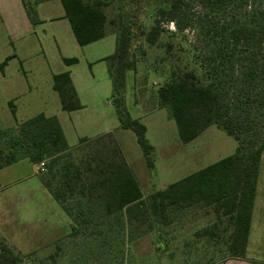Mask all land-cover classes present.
Returning <instances> with one entry per match:
<instances>
[{
  "label": "rangeland",
  "instance_id": "rangeland-1",
  "mask_svg": "<svg viewBox=\"0 0 264 264\" xmlns=\"http://www.w3.org/2000/svg\"><path fill=\"white\" fill-rule=\"evenodd\" d=\"M164 0H117L106 9L108 35L95 43L81 47L73 39L72 45L62 42L69 23L59 19L33 25L26 16L20 0H0V128H16L36 115L57 117L64 129L68 144L74 146L80 138H94L107 130L120 144L122 154L139 182L144 197L164 190L167 186L198 172L226 157L233 156L238 147L236 140L217 126L209 127L190 143H183L175 121L166 108H159L158 90L167 77L161 71V60L166 57V45L172 43V53L184 62L197 56L209 62L214 44L201 32V25L217 24L218 29L237 24L257 25L252 16L264 10V0H248L243 7L211 10L197 0H189L185 9V30L172 22H163L165 32L155 45H149L146 34L154 23L155 11ZM39 18H58L64 14L59 0L36 7ZM120 15L124 20L137 23L133 52L137 72L126 73L124 101L134 120L147 128L146 137L154 147L153 167L150 168L143 151L131 130L120 127L112 104V82L107 64L102 59L115 53ZM221 32V31H219ZM71 33V32H70ZM221 33L218 35L223 36ZM264 38V36H263ZM219 39V38H218ZM19 47L26 50L19 52ZM17 49L19 57H14ZM63 58H76L78 63L67 67ZM9 59L3 70L1 65ZM240 65L223 72L229 101H238L237 113L255 119L254 133L264 134V79L247 100L237 86ZM73 71L80 88L83 109L75 113L62 111L58 94L53 90V74ZM167 70V68H166ZM242 100V102H240ZM12 109L16 110L15 117ZM77 126V130L75 129ZM84 153L89 144L81 146ZM39 164L21 160L0 170V239L21 257V264H170L168 256H157V234L130 244L127 236L99 234L91 237L72 234V222L62 207L42 184ZM259 193H264V155L259 174ZM87 235V236H86ZM264 235V234H263ZM107 237V247L100 249ZM120 238L122 244H118ZM99 241V242H98ZM120 242V243H121ZM93 243H96L94 246ZM120 246H118V245ZM255 249L264 259V236ZM92 249V250H91ZM205 261L206 259H199ZM214 260V259H207ZM218 260V259H216ZM182 264V259H177Z\"/></svg>",
  "mask_w": 264,
  "mask_h": 264
},
{
  "label": "trees",
  "instance_id": "trees-1",
  "mask_svg": "<svg viewBox=\"0 0 264 264\" xmlns=\"http://www.w3.org/2000/svg\"><path fill=\"white\" fill-rule=\"evenodd\" d=\"M49 1L53 0H21L33 25L41 23L36 7ZM59 1L64 19L68 20L81 47L104 39L109 34L107 25H116L115 19L108 20L106 9L117 0ZM197 1L213 11L248 3V0ZM188 5L189 0H164L155 11L154 23L146 34L147 43L152 46L158 42L165 32L163 22H172L179 30H185L189 26L184 22ZM252 16L260 21L255 26L237 24L218 29L217 24L201 25L203 35L214 44L207 64L197 56L184 62L172 53L174 46L168 43L166 57L160 62L166 64L161 71L156 69L167 77L158 90L159 108L169 110L180 140L190 143L209 127L217 126L238 143L233 156L144 197L113 133L94 139L81 138L79 145L71 148L58 118L39 114L17 124L16 128H0V170L25 159L34 164L45 162L42 184L71 220L73 235L87 231L91 237L97 231L108 237L126 234L127 244L156 234L161 240L165 238L172 212L202 204L211 207L217 218H226L232 224L229 249L235 256L244 257L264 155V134L258 136L253 132L256 124L251 112L247 111L245 116L237 113L239 103L234 99L229 101L222 74L234 70L238 63L239 91L248 94V101L258 100V93L254 99L250 96L264 79V10L253 11ZM136 26L137 23L126 21L120 15L118 30L113 32L115 53L102 61L107 64L112 82V104L120 127L134 132L152 168L154 147L146 137L147 128L131 118L124 101L126 73L137 72L133 52ZM221 33L224 35L218 37ZM8 60L1 65L2 70ZM63 62L73 66L78 59L63 58ZM52 80L62 111L72 113L84 108L70 72L55 74ZM12 114L15 117V109ZM84 144H89L90 151L81 154ZM107 240L105 237L101 241L100 249L107 247ZM121 240L124 241L120 238L118 244H122ZM21 261L20 255L0 239V264H21Z\"/></svg>",
  "mask_w": 264,
  "mask_h": 264
},
{
  "label": "crops",
  "instance_id": "crops-1",
  "mask_svg": "<svg viewBox=\"0 0 264 264\" xmlns=\"http://www.w3.org/2000/svg\"><path fill=\"white\" fill-rule=\"evenodd\" d=\"M21 6L23 7V10L26 13V10L24 9L22 2H21ZM26 16L28 17L27 13ZM57 19H59L61 22H64L66 20L64 19V14L58 18L38 17V20L41 23L46 22L48 20L54 21ZM66 21L68 22V20ZM69 28L70 31H68V29H65V34L62 35L61 39L64 44L69 43L72 45L73 42L72 38L75 37L70 24H69ZM18 50L19 52H21L22 50H26V49L23 47H19ZM18 50L17 49L14 50L15 52L14 57H19L20 54ZM67 67H71V66H67ZM68 72H70L73 85L80 99L81 98L80 88L75 80L73 71L71 70ZM60 125L62 127L61 122ZM75 129L77 130V126H75ZM62 130L64 132L63 127ZM107 133H111V132H107L106 130L105 132H103L98 136ZM84 138H88V137H84ZM94 138H89V139H94ZM117 143L119 147H121L118 141ZM78 145L79 142L77 144H74V146L71 145L69 146L71 148H76ZM165 230H166L165 238H162L161 240L158 241L157 243L158 246L156 247L154 253L156 252L157 256L159 255H161L162 257H164L165 255L168 256L171 259L170 264H178L177 261L178 258H181L183 260L182 264H264V259H262L261 256L257 254V250L255 249L257 246H259L258 243L259 240H261V236L262 237L264 236L263 235L264 234V193L262 195H260L259 193V179H258L256 199L252 213L249 239L244 257L240 258L231 253L229 246L233 234V226L226 218H217L215 213L212 211L211 207H206L203 206L202 204L184 206L180 210L174 211L170 214L169 224L165 228ZM139 242L142 241H138V243ZM199 259H206V260L202 261ZM207 259H214V260L207 261Z\"/></svg>",
  "mask_w": 264,
  "mask_h": 264
},
{
  "label": "built area",
  "instance_id": "built-area-1",
  "mask_svg": "<svg viewBox=\"0 0 264 264\" xmlns=\"http://www.w3.org/2000/svg\"><path fill=\"white\" fill-rule=\"evenodd\" d=\"M39 171L41 173H45L46 172L45 162L39 164Z\"/></svg>",
  "mask_w": 264,
  "mask_h": 264
}]
</instances>
